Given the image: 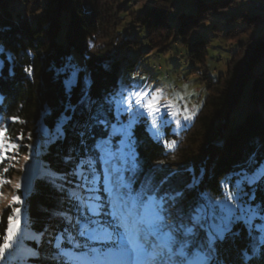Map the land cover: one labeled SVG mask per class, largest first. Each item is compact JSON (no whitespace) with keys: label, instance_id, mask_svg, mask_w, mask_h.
<instances>
[{"label":"trees","instance_id":"1","mask_svg":"<svg viewBox=\"0 0 264 264\" xmlns=\"http://www.w3.org/2000/svg\"><path fill=\"white\" fill-rule=\"evenodd\" d=\"M21 1L26 5L24 13L15 12L11 0H0V46L4 49L0 69V126L8 129L9 137L21 145L22 153L39 136L41 120L53 132L62 114L71 116L62 128L63 136L57 135L38 156L42 165L33 191L25 193L22 187L17 190L25 196L28 226L42 233V243L48 240V246H53L66 226L58 213L67 210L69 204L58 190L61 183L58 174L70 171V161L83 154L82 139L89 146L93 143L88 132L90 116L101 105L107 109L105 99L117 94L121 69L118 54L139 43L127 31L129 22L147 28L151 48L163 50L174 37H180L187 47L188 58L203 68L209 60V39L192 38V33L213 14L234 8L241 11L228 17L245 23L243 28L236 25L227 29L224 35L229 39L257 30L227 61L225 72L216 77L208 72L202 75L206 97L189 126L178 131L167 126L165 140H160L149 132L146 116L135 123L133 139L140 170L134 177V187L138 188L145 176L155 182L167 177L163 189L183 193L171 204L173 215L169 220L172 221L178 210L187 211L202 193L226 199L228 192L236 189L235 181L241 172L254 175L264 163V12L251 15L245 8L248 5L263 10L260 1L250 0L261 5L256 7L248 0L240 6V0H191L197 11L179 12L175 23L168 17L178 0H148L140 10L132 6L133 0ZM29 14H35L34 20ZM213 28L223 31L216 24ZM73 50L86 59V69L78 74L77 83L69 93L64 85L67 76L61 69L73 63ZM29 66L33 69L31 76L24 71ZM257 66L261 68L255 71ZM85 79L90 81L89 96L96 101L91 112L88 106L80 104ZM249 82L248 108L241 118V101ZM69 104L75 107V112L66 111ZM11 116L20 120L14 123L9 119ZM93 131L101 135L99 127ZM21 135L23 140L17 139ZM172 141L175 144L169 148ZM12 176L9 172L5 178ZM262 177L264 171L252 186H244L240 192L253 211L215 241L216 264H264V244L259 241V223L264 222ZM10 208L12 204L1 212L0 245L5 239ZM62 247H68L65 239ZM30 259L39 264H62L47 253ZM63 264H68L66 258Z\"/></svg>","mask_w":264,"mask_h":264},{"label":"snow or ice","instance_id":"2","mask_svg":"<svg viewBox=\"0 0 264 264\" xmlns=\"http://www.w3.org/2000/svg\"><path fill=\"white\" fill-rule=\"evenodd\" d=\"M24 71L31 76L33 69L29 66ZM61 71L67 76L64 85L70 93L82 69L68 63ZM84 84L80 104L88 106L91 112L96 101L89 96L90 81L85 79ZM134 95L139 98L135 100L139 106L148 93L136 92ZM105 104L107 109L101 105L96 114L90 116L91 146L82 139L83 154L70 161V171L58 174L61 181L58 190L64 194L69 208L58 213L66 226L55 239L58 252L54 258L62 264L65 258L68 264H216L215 241L222 239L231 225L243 222L253 211L239 193L243 192L244 186H252L257 176L241 172L235 181L238 190L235 198L233 193H228L226 199H215L202 193L187 211L178 210L174 214L175 220L170 221L171 204L183 193L164 190L167 177L155 182L145 176L139 187H134V177L140 170L132 132L137 113H133L126 123L121 119L122 113L132 112V96H122L118 100L108 97ZM112 105H115L114 109ZM143 107L153 117L161 112L152 100ZM69 109L76 110L70 104L66 111ZM9 119L14 123L20 120L17 116ZM188 119L191 117L185 116V120ZM70 120L71 116L61 115L56 127L58 136H63L62 128ZM152 123L155 125L156 120ZM176 124L180 121L176 120ZM97 127L101 129L99 136L93 131ZM44 131L47 133V129ZM80 135L83 137L84 133ZM17 139L23 140V136ZM173 144L175 141L168 147ZM20 146L9 137L8 129L0 126V164L14 159L13 154ZM7 171V167L0 168V184L6 182L2 174ZM19 202L20 197H15L13 203ZM12 212L18 215L21 208L9 209L7 241L12 240L20 223ZM62 239L67 241V250L61 247ZM259 241L264 244V235L259 236ZM10 247L7 242L0 245V257Z\"/></svg>","mask_w":264,"mask_h":264},{"label":"rangeland","instance_id":"3","mask_svg":"<svg viewBox=\"0 0 264 264\" xmlns=\"http://www.w3.org/2000/svg\"><path fill=\"white\" fill-rule=\"evenodd\" d=\"M252 1H260L264 6V0ZM146 3H148V0H140L139 2L138 0H133L131 4L135 9L140 10ZM238 3L240 6L244 3V0H240ZM175 4V9L169 13L168 17L169 21L173 23L177 21L179 12L194 13L197 11V7L191 3V0H178ZM11 6L15 12L22 13H24L26 7L21 0H11ZM245 8L251 15L264 12V9L256 10L253 6L245 5ZM233 13L241 14V11L234 8L225 10L220 14H213L201 24L197 31L192 33V38L204 36L209 39V60L205 68L188 58L187 47L183 45L180 37H174L168 47L163 50L151 48L147 40V28L136 26L130 22L129 24L127 23V31L132 36H136L139 43L131 48L121 50L118 54V58L121 61V69L119 71L115 98L118 100L122 96L127 97L129 95L133 98L132 112L122 113L121 119L126 123L129 118H132L133 113H137L135 121L138 122L140 117L146 116L148 118L149 132L155 139L160 140H165L167 126H170L173 131L189 126L206 97L202 75L208 72L210 76L216 77L218 73L225 72L227 70V61L234 53L240 51V45L251 39L257 31L254 29L248 31V33H241L233 39L225 37L224 33L227 29L236 25L243 28L245 25L244 22L228 18ZM34 15L29 14L32 20H34ZM214 24L222 28L223 31L214 29ZM127 26L124 27L127 28ZM0 49H2L0 50V64H3L2 53L4 49L1 46ZM71 58L73 59V64L78 65L81 69H86V59L75 50L72 51ZM258 68H261V66H257L255 71ZM246 91L247 94L241 101V118L245 116L248 108L250 82L246 86ZM136 92L148 93V96L141 100L139 106L135 103V100L139 99L134 95ZM1 99L2 96L0 95V101ZM149 100H152L161 109V112L156 113L154 117L148 115V110L143 107ZM171 113H176V115H170ZM185 116H190L191 119L185 120ZM153 119L156 120L155 125L152 123ZM176 120L180 121L179 125L176 124ZM39 127V136L28 145V151L21 153L18 149L13 154L14 159L5 160L3 164H0V168H8V171L2 174L6 182L0 184V216L2 210L10 204H12V209L15 207L21 208V213L18 215L12 212L20 223L14 232L12 240L7 241L4 239L3 241V243H9L11 247L4 250L3 256L0 257V264H39L30 259L33 256L32 253H37L38 255L47 253L49 256L54 257L58 252L55 240L53 246L49 247L48 240L42 243V233L34 231L28 226L25 196L23 193L17 192L20 187L23 188L24 186L23 174L29 163L33 159L39 158L41 151L57 136L56 128L53 132L49 131L42 120L39 122ZM45 129H47V133L44 131ZM26 156L28 159H25ZM263 171L264 163L260 165L254 175L258 178ZM9 172L13 173V176L10 179H6L5 175ZM18 184L20 185L19 188L16 187ZM232 193L235 198L238 190L235 189ZM239 194L241 195V193ZM15 197H20L19 203H13ZM248 206L250 207L249 204ZM259 227L261 228L260 236L264 235V222H260ZM6 236L7 231L5 238ZM62 242L63 239L61 240V247Z\"/></svg>","mask_w":264,"mask_h":264},{"label":"water","instance_id":"4","mask_svg":"<svg viewBox=\"0 0 264 264\" xmlns=\"http://www.w3.org/2000/svg\"><path fill=\"white\" fill-rule=\"evenodd\" d=\"M41 165H42L41 158H35L29 163L26 171L23 174V181H24L23 190L25 193H31L33 191L34 182L38 178L41 172Z\"/></svg>","mask_w":264,"mask_h":264},{"label":"bare ground","instance_id":"5","mask_svg":"<svg viewBox=\"0 0 264 264\" xmlns=\"http://www.w3.org/2000/svg\"><path fill=\"white\" fill-rule=\"evenodd\" d=\"M252 2V1H251ZM253 3V2H252ZM250 4V3H249ZM254 5H260L258 2H254L253 3ZM257 7H260V6H257ZM24 182V181H23Z\"/></svg>","mask_w":264,"mask_h":264},{"label":"built area","instance_id":"6","mask_svg":"<svg viewBox=\"0 0 264 264\" xmlns=\"http://www.w3.org/2000/svg\"><path fill=\"white\" fill-rule=\"evenodd\" d=\"M248 3L252 4V2L250 0L247 1ZM254 5V4H253ZM254 6H261V5H254Z\"/></svg>","mask_w":264,"mask_h":264}]
</instances>
